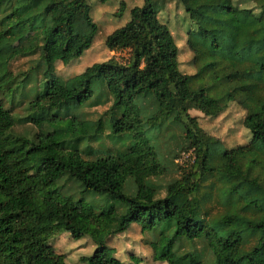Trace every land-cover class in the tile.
Segmentation results:
<instances>
[{"label": "trees", "instance_id": "1", "mask_svg": "<svg viewBox=\"0 0 264 264\" xmlns=\"http://www.w3.org/2000/svg\"><path fill=\"white\" fill-rule=\"evenodd\" d=\"M164 1L131 6L128 18L105 35L109 50H128L124 62L109 56L61 79L55 62L77 59L97 30L87 1L0 0V35L18 25L35 34L32 45L18 46L6 59L37 53L29 71L42 65L40 88L22 116L6 102L27 81L28 71L18 81H0V264H68L47 241L62 229L73 238H91L87 264H138V256L130 254L125 263L106 244L109 235L124 232L131 223L155 233L149 240L152 254L165 264L203 263V251L180 250L182 239H200L210 264H264V99L255 109L247 81L240 79L249 71H264V0L183 4L193 22L185 38L191 73L178 69L177 45L158 18ZM14 16L17 21L11 23ZM102 88L111 98L105 116L81 117L76 108L90 98L98 103L93 96H101ZM143 99L153 108L147 111ZM230 101L245 110L242 124L249 138L227 148L187 110L215 116ZM165 119L178 124L186 141L181 149H190L193 157L158 196L154 177L163 167L145 132ZM17 123L35 130L14 132ZM105 124L111 138L129 137V142L112 153L84 157L91 149L79 144L97 139ZM62 175L83 193L103 195L105 204L91 208L90 220L69 210V195L50 188ZM128 180L133 185L129 193ZM44 186L40 194L46 218H52L35 224L30 220L34 191Z\"/></svg>", "mask_w": 264, "mask_h": 264}, {"label": "rangeland", "instance_id": "2", "mask_svg": "<svg viewBox=\"0 0 264 264\" xmlns=\"http://www.w3.org/2000/svg\"><path fill=\"white\" fill-rule=\"evenodd\" d=\"M90 6V15L97 25L96 33L90 45L77 58L68 63L55 62V74L61 79H65L83 69L85 65L93 61H101L109 56H113L120 62H124L128 57V50L125 48H117L109 50L104 44L105 35L113 28L121 25L129 16L128 10L133 5H139L142 0H86ZM199 0H166L158 5V18L164 21L168 26L174 41L177 45V67L181 72L191 73L194 67L190 64L189 59L191 52L188 49L185 38L186 31L193 22L189 19L183 10V4L194 5ZM121 2L123 8L120 9ZM250 5V2H247ZM9 21L15 23L17 18L10 17ZM35 38L33 32H26V28L18 25L14 30H6L0 35V81L10 77L13 81H18L23 76L25 71H28L29 78L23 86L14 94L12 101L7 104H12L13 111L17 116H22L27 112V100L31 98L33 93L40 88L42 75V65L38 64L37 68L29 71V67L35 64L37 53L18 54L6 59L7 54L18 46H30ZM254 71V72H253ZM241 80L247 81L248 90L253 97L254 108L258 109L260 101L264 99V71L256 70L249 71L240 77ZM2 82V81H1ZM101 90V89H100ZM23 93L25 95H21ZM99 98V102L92 104V99L86 101L76 109L80 112L81 117L87 119H96L98 116H105L103 113L110 105L111 98L107 94L105 88H102L101 96H93ZM143 104L146 110L153 108L149 105L146 99H143ZM188 113L194 115L198 125L206 133L217 138L224 147H235L236 145L244 144L249 138L248 130L242 124V118L245 110L235 101H230L227 106L217 115H204L201 111L189 108ZM147 125L143 123L139 125ZM35 128L29 123H17L13 126L14 132L34 131ZM110 129L107 124L103 127V132L97 139L83 141L79 144L80 148L84 145H89L91 152L82 153L84 157H94L104 155L107 152H114L122 149L130 140L129 137H123L121 140L113 139L109 136ZM146 135L153 139L157 158L160 165L163 167V172L154 181L158 184V196L164 194V185L173 177L179 175V166L187 165L191 162L193 152L182 150L186 141L183 137L182 130L178 124L171 123L168 119L163 120L158 128L149 127L146 130ZM23 164V163H22ZM58 189L61 194H66L71 197L68 203L69 210L77 215L80 219L90 220L92 218L91 208L97 209L105 204V199L101 194H93L91 192L83 193L80 191V186L77 182L68 180L64 175L60 176L51 186ZM46 186L36 188L35 206L33 208L30 220L33 223L44 224L43 222L51 220L52 216L46 218L48 209L43 203V198L40 192L45 190ZM133 190V185L130 180L125 183V191L127 193ZM81 198L79 202L76 200ZM117 209L119 205L116 204ZM48 215V214H47ZM41 217V219H38ZM45 217V218H44ZM45 220V221H44ZM155 233L147 230H141L138 223H131L127 230L122 233L109 235L106 238V244L111 248L113 255L123 260L125 263L130 261V254L139 257L138 264H165L164 261L155 259L152 254V248L149 240L153 239ZM47 241L52 248L63 254V259L68 264H87V255L93 249V242L88 235L73 238L69 235L68 230L51 233L47 237ZM194 247L197 250L203 251V263L210 264V254L207 246L200 239L187 240L182 239L180 250L191 249Z\"/></svg>", "mask_w": 264, "mask_h": 264}]
</instances>
